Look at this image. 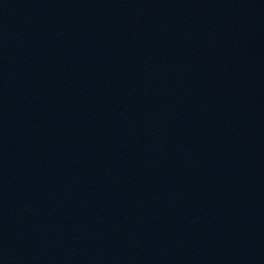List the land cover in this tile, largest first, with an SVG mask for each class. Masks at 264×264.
Here are the masks:
<instances>
[{"label": "water", "instance_id": "95a60500", "mask_svg": "<svg viewBox=\"0 0 264 264\" xmlns=\"http://www.w3.org/2000/svg\"><path fill=\"white\" fill-rule=\"evenodd\" d=\"M0 264H264V0H0Z\"/></svg>", "mask_w": 264, "mask_h": 264}]
</instances>
